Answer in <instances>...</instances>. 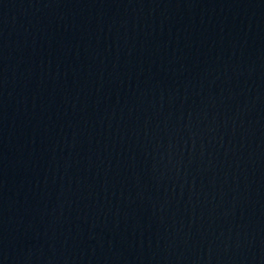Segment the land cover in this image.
I'll use <instances>...</instances> for the list:
<instances>
[{"label": "water", "instance_id": "water-1", "mask_svg": "<svg viewBox=\"0 0 264 264\" xmlns=\"http://www.w3.org/2000/svg\"><path fill=\"white\" fill-rule=\"evenodd\" d=\"M0 264H264V0H0Z\"/></svg>", "mask_w": 264, "mask_h": 264}]
</instances>
